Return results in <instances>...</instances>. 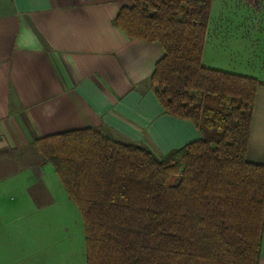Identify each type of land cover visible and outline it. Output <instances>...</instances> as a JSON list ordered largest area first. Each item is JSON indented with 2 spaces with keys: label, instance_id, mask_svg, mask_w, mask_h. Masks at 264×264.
<instances>
[{
  "label": "trees",
  "instance_id": "1",
  "mask_svg": "<svg viewBox=\"0 0 264 264\" xmlns=\"http://www.w3.org/2000/svg\"><path fill=\"white\" fill-rule=\"evenodd\" d=\"M133 3L114 24L161 45L152 89L201 138L166 155L105 128L36 142L82 216L86 264H259L264 166L247 155L262 82L204 65L212 0Z\"/></svg>",
  "mask_w": 264,
  "mask_h": 264
},
{
  "label": "crops",
  "instance_id": "2",
  "mask_svg": "<svg viewBox=\"0 0 264 264\" xmlns=\"http://www.w3.org/2000/svg\"><path fill=\"white\" fill-rule=\"evenodd\" d=\"M133 4L0 0V264H68L37 253L49 244L19 239L51 232V219L70 209L38 140L105 128L166 155L201 138L191 121L167 115L152 89L165 56L161 45L130 39L114 24ZM263 6L264 0H212L203 63L262 82L247 159L264 166ZM82 256L86 264V248Z\"/></svg>",
  "mask_w": 264,
  "mask_h": 264
},
{
  "label": "rangeland",
  "instance_id": "3",
  "mask_svg": "<svg viewBox=\"0 0 264 264\" xmlns=\"http://www.w3.org/2000/svg\"><path fill=\"white\" fill-rule=\"evenodd\" d=\"M262 15V17H264V6L262 8ZM69 207V211H63L65 214L62 215V218L53 217L51 219L53 222L51 232H47L45 235L21 236L19 239H25L29 243L37 241L39 243L45 242V244H49L50 247L48 250L37 253H44L48 258L53 260L64 263L67 262L68 264H84L82 254L86 245L82 216L73 202L70 201ZM41 221H43V219L38 220L37 227L42 226V223H40Z\"/></svg>",
  "mask_w": 264,
  "mask_h": 264
}]
</instances>
